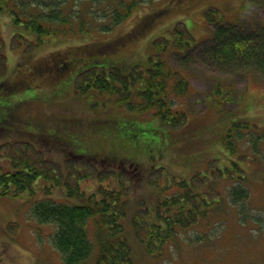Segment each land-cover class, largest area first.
Wrapping results in <instances>:
<instances>
[{"label":"trees","instance_id":"obj_1","mask_svg":"<svg viewBox=\"0 0 264 264\" xmlns=\"http://www.w3.org/2000/svg\"><path fill=\"white\" fill-rule=\"evenodd\" d=\"M137 1L0 0V11L12 16V23L17 25L19 32L31 34L33 38L29 43L36 47L57 36H84L93 29L107 32L130 16ZM250 7L252 11L264 7V0L241 1L243 12L251 13ZM203 14L213 29L212 44L202 50V56L224 72L253 68L264 76V26L246 27L241 16L236 21H227L212 6L205 8ZM151 22L149 19L140 21L132 35H142ZM170 32L171 37L153 39L144 65L134 64L127 70L117 64L83 67L85 60H82L75 69H69L65 56L61 58L60 54H54L42 65L35 66L32 73L37 76L50 73L53 79L57 71L76 72L73 88L82 97L155 116L172 133L187 122L188 112L182 101L189 94L191 83L184 69L173 67L169 55L172 52L184 55L198 41L182 22L175 24ZM120 43L117 38L100 45L97 50L111 45L117 47ZM0 47V87L7 90L23 87L21 81H9L1 38ZM227 86L216 79L208 102L222 105L231 101L232 84ZM54 91L59 92V89ZM11 115L9 112L7 120L0 118V134L11 131L46 136L61 146L65 156L59 164L36 144L34 138L12 137L0 142V197L17 196L25 191L34 197L28 202L30 215L38 224L50 227V241L58 251V264H135L133 242L146 257L162 256L172 243L178 241L205 242L211 227L223 224V220L216 221V217L225 207H234L237 211L248 209V175L241 163L264 155V127H258L249 117L232 121L218 137V145L226 150L228 163L222 167L212 166L210 176L197 169L188 179L170 174L162 165L157 166L148 173V180L156 183L154 181L158 180L154 175L164 169L165 183L157 185L158 190L151 192V200L142 197L130 214L131 183L140 175L136 177L131 173L135 166L138 167L136 162L114 155L77 152L65 137L47 134L36 125L34 133L15 131L11 128ZM128 136L132 137L131 134ZM155 147L159 148L160 157L164 149L159 144ZM180 152L186 151L179 150V155ZM86 159L112 167H95V162L88 163ZM127 161L129 164H121ZM89 176L97 180V185L94 190L85 192L79 183ZM106 178H112V181L105 184L102 180ZM59 186H63L67 195L84 202L75 204L48 196L35 199L38 190L42 194H51Z\"/></svg>","mask_w":264,"mask_h":264},{"label":"rangeland","instance_id":"obj_2","mask_svg":"<svg viewBox=\"0 0 264 264\" xmlns=\"http://www.w3.org/2000/svg\"><path fill=\"white\" fill-rule=\"evenodd\" d=\"M241 1L138 0L130 16L107 32L93 29L84 36H57L36 47L29 43L33 36L25 31L19 32L17 25L12 23V16L0 11V38L6 54V75L9 81L24 84L15 90L0 87V118L7 120L11 112V128L15 131L20 129L34 133L36 125L47 134L65 137L77 152L114 155L136 162L139 169L127 166L136 177L140 174L131 183L130 214L142 197L151 200V192L158 190L157 185L165 183L167 175L164 169L185 179L197 169L210 176L212 166L222 167L229 161L226 150L218 145V137L232 121L249 117L258 127H264V76L253 68L224 72L202 56V50L212 44L208 40L211 30L204 20L203 10L212 6L227 21H236L242 15ZM244 16L245 26L249 27V23L256 27L264 26V7L253 9ZM148 19L152 22L147 33L132 35L138 23ZM178 22L185 25L198 43L184 55L173 52L169 55L173 67L184 69L191 83V90L182 101L188 112L187 122L172 133L155 116L141 115L112 103L102 104L91 97H82L73 88L76 72L57 71L53 79L50 73L45 72L41 76L32 73L35 66L42 65L54 54H60L61 58L65 56L69 69H75L82 60H85L83 67L117 64L127 70L134 64L144 65L153 39L171 37L170 29ZM117 38L121 41L117 47L109 44L112 47L97 50L100 45ZM216 79L225 83L226 88L232 84L233 99L229 103L218 105L214 101L208 102L213 95L212 83ZM55 88L59 92H53ZM0 135V142L12 137L34 138L51 158L59 164L64 161L61 146L46 136L11 131ZM156 144L164 149L160 157ZM179 150L186 152L179 155ZM213 159H217L216 162ZM252 159L241 163L248 175V209L237 211L234 207H225L216 217V221L221 218L223 224L211 227L209 239L199 243L192 240L172 243L159 257L144 256L133 242L135 264H264V155ZM85 161L95 162L93 164L99 168L112 167L101 161ZM156 165H162L164 171H157L154 176L158 181L152 184L148 173ZM114 166L118 168V165ZM102 181L106 184L112 178ZM96 183L97 180L89 176L79 184L85 192H89ZM35 187L39 188L38 183ZM28 193L0 197V264H58V253L48 239L50 227L40 225L41 232L38 235L35 233L37 225L29 217L31 195ZM34 196L35 199L48 196L57 200L56 197L58 201L75 204L84 202L76 196L67 195L63 186L54 188L52 194H42L38 190Z\"/></svg>","mask_w":264,"mask_h":264}]
</instances>
